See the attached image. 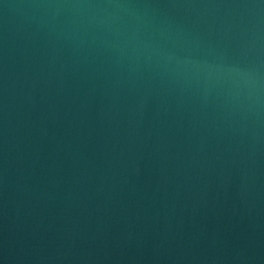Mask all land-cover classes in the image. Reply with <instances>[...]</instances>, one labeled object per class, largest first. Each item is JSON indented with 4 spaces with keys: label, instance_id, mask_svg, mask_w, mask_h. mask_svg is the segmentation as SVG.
I'll list each match as a JSON object with an SVG mask.
<instances>
[{
    "label": "water",
    "instance_id": "1",
    "mask_svg": "<svg viewBox=\"0 0 264 264\" xmlns=\"http://www.w3.org/2000/svg\"><path fill=\"white\" fill-rule=\"evenodd\" d=\"M0 264H264V0H0Z\"/></svg>",
    "mask_w": 264,
    "mask_h": 264
}]
</instances>
